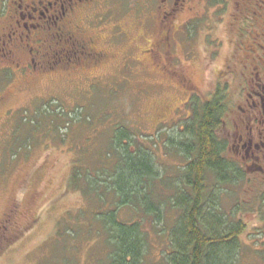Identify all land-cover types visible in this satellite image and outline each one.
I'll list each match as a JSON object with an SVG mask.
<instances>
[{"label":"rangeland","instance_id":"obj_1","mask_svg":"<svg viewBox=\"0 0 264 264\" xmlns=\"http://www.w3.org/2000/svg\"><path fill=\"white\" fill-rule=\"evenodd\" d=\"M206 3L196 0L193 12L186 8L178 16L179 30L172 31L170 42L173 45L166 48L168 54L148 52L147 48L155 47L161 35H157V27L155 33L154 28L147 34L145 25H139L137 18L143 14L137 6L126 10V5L123 8L126 11L115 7L113 22L127 21L128 38L124 44L119 43L126 57H117L122 52L117 48L112 67L103 70L108 73L101 71L95 73L101 74L96 77L22 75L15 67L0 62V97L6 96L0 101V264L109 263L107 236L100 226L102 223H94V213L89 209L98 205L99 199L92 193L86 199L81 185L78 187L82 192L73 186L69 188L71 167L77 160L96 166L102 156L99 155L106 153L107 141L113 137L112 126L123 123L136 136L131 150L139 145L153 147L167 180L170 179L180 169L178 166L186 162L174 146V140L182 134L180 129L185 130L192 97L208 100L219 88L225 112L218 136L227 141L225 155L246 172L244 180L221 189L219 204L227 213L237 210L234 218L241 215L247 224L241 234L243 247L235 259L236 264H264V166L261 165L264 161L248 156L241 148H234V125L241 118L238 90L232 78L220 79L223 78L221 71L225 72V65L234 54L233 30L229 28V15L234 13V8L230 3L225 9L210 5L207 10ZM191 17L194 19L189 20ZM231 21L234 49L245 52L247 58L242 67L233 60L234 74L240 75L250 69L252 57L257 56L262 42H251L248 36L238 34V27L245 22ZM189 47L194 49L191 57L184 51ZM18 60H26L24 53L18 55ZM44 100L49 102L45 105L50 106L49 115L61 112V103L66 109L61 119L57 116L47 119L40 114L35 115L38 125L23 122L25 114L33 119V113L47 103ZM78 107L82 115L93 118L84 123L75 115ZM67 111H72L71 115ZM65 127L69 130L63 138ZM216 183V177L209 175L208 186L211 188ZM171 187L160 183L158 198L166 199ZM111 193L105 194L107 204L112 200ZM80 209L83 214L90 215L89 222L93 220V225L89 229L93 226V230L88 233V225L81 221L84 237L75 241L58 235V226L62 228V222L80 217ZM132 209L123 208L121 216L125 219L137 217ZM167 214L163 224L147 223L150 244L139 264L160 263L169 230L166 227L173 226L177 217L172 210Z\"/></svg>","mask_w":264,"mask_h":264},{"label":"trees","instance_id":"obj_2","mask_svg":"<svg viewBox=\"0 0 264 264\" xmlns=\"http://www.w3.org/2000/svg\"><path fill=\"white\" fill-rule=\"evenodd\" d=\"M221 92L219 88L211 99L203 101L192 97L191 114L185 119V130L180 129L182 134L175 136L174 140V146L186 162L178 166H181L180 169L170 179L167 180L153 147L147 145V148H142L139 145L131 150L136 136L123 123L112 126L113 137L110 136L107 141L108 151L106 149V153L99 155L102 156L96 161V166L77 160L71 167L68 187L73 186L81 191L78 187L81 185L86 199L90 198L91 193L99 199V203L96 202L98 205H92L89 209L94 213V223H102L100 226L107 236V247H110L107 264H139L148 253L150 244L147 223L163 224L169 210L177 217L173 226L166 227L169 230L159 264L237 263L235 259L240 256L243 247L241 234L245 232L247 224L241 215L234 218L237 210L227 213L219 203L222 199L221 189H228L244 180L246 172L225 155L227 141L218 136L225 112ZM48 103L33 113V119L25 114L23 122L38 125L35 115L40 114L47 119L49 116L61 119L66 109L59 102L62 111L49 115L50 106H45ZM81 111V107H78L74 112L84 123L93 118L82 115ZM67 112L71 115L72 111ZM65 129L63 138H66L69 127ZM107 164L111 166L107 167ZM209 175L217 179L214 190L213 185L210 188L207 184ZM160 183L173 187L166 199L160 200L157 196ZM107 191H111L113 196L109 204L105 200ZM130 207L137 217L125 219L121 216V210ZM81 211L80 217L62 222L63 227L58 226L57 234L75 241L84 237L81 221H85L83 223L88 225V233L91 232L93 226L89 228L93 220L89 222L90 215Z\"/></svg>","mask_w":264,"mask_h":264},{"label":"flooded vegetation","instance_id":"obj_3","mask_svg":"<svg viewBox=\"0 0 264 264\" xmlns=\"http://www.w3.org/2000/svg\"><path fill=\"white\" fill-rule=\"evenodd\" d=\"M205 1L207 10L219 5L225 9L230 3L234 8V13L229 15L234 54L225 65V72L221 71L223 78L220 79L232 78L234 87L238 90L241 124L238 122L234 125V148H241L248 156L264 161V0ZM195 2L196 0H0V62L15 67L22 75L83 74L96 77L101 74L95 73L112 67L111 61L115 59L116 50L121 49L119 43L124 44L123 41L128 38L127 21L123 19L114 23L112 20L115 7L126 11L137 6L143 14L137 18L139 25H145L147 34L154 28L155 33L157 27V35H161L155 47L151 45L152 48H147L148 52L163 51L168 54L169 50L166 48L173 45L170 42L172 31L179 30L176 25L178 16L186 8L193 12ZM126 5V10H123ZM230 10L232 11V7ZM211 17L206 16L209 19ZM193 19L191 17L189 20ZM231 19L245 22L238 27V34L240 32L241 36H248L251 42H262L257 56L252 57L250 69L240 75L234 74L233 60L236 59L242 67L247 58L245 52L234 49L235 36ZM121 50L117 57L125 58L126 51ZM184 51L187 57H191L194 49L189 47ZM21 53H24L25 61L18 60ZM23 70H27L26 73ZM5 99L6 96L0 97V101ZM261 165L264 166V162Z\"/></svg>","mask_w":264,"mask_h":264}]
</instances>
